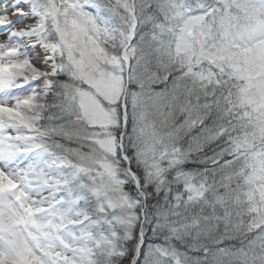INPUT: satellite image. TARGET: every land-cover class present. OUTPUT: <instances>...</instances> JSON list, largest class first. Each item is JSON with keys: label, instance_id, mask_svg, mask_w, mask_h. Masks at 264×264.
<instances>
[{"label": "snow or ice", "instance_id": "obj_1", "mask_svg": "<svg viewBox=\"0 0 264 264\" xmlns=\"http://www.w3.org/2000/svg\"><path fill=\"white\" fill-rule=\"evenodd\" d=\"M0 264H264V0H0Z\"/></svg>", "mask_w": 264, "mask_h": 264}]
</instances>
